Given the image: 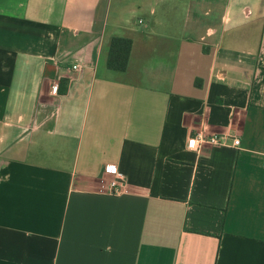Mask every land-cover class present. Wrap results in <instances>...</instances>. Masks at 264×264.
<instances>
[{"label": "crops", "instance_id": "crops-1", "mask_svg": "<svg viewBox=\"0 0 264 264\" xmlns=\"http://www.w3.org/2000/svg\"><path fill=\"white\" fill-rule=\"evenodd\" d=\"M263 162L264 0H0V264H264Z\"/></svg>", "mask_w": 264, "mask_h": 264}, {"label": "built area", "instance_id": "built-area-1", "mask_svg": "<svg viewBox=\"0 0 264 264\" xmlns=\"http://www.w3.org/2000/svg\"><path fill=\"white\" fill-rule=\"evenodd\" d=\"M75 70L78 69L77 66L74 67ZM53 91L56 92V88L53 87ZM229 141L233 142V146L239 148L241 146V142L237 137L230 135H212L206 136L204 134H199L195 138H192L188 143V149L193 152H199L204 146H225ZM264 168V162H263ZM111 168L107 167L106 172H110ZM128 178L123 175H118V177L112 182L111 190L114 193H122L125 190L126 182Z\"/></svg>", "mask_w": 264, "mask_h": 264}, {"label": "trees", "instance_id": "trees-1", "mask_svg": "<svg viewBox=\"0 0 264 264\" xmlns=\"http://www.w3.org/2000/svg\"><path fill=\"white\" fill-rule=\"evenodd\" d=\"M133 42L130 39L115 38L111 42L107 66L110 70L125 72L128 68Z\"/></svg>", "mask_w": 264, "mask_h": 264}]
</instances>
